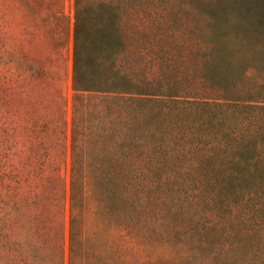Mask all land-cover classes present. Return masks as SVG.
<instances>
[{"label":"trees","instance_id":"trees-1","mask_svg":"<svg viewBox=\"0 0 264 264\" xmlns=\"http://www.w3.org/2000/svg\"><path fill=\"white\" fill-rule=\"evenodd\" d=\"M66 1L0 0V264H264V57L195 0H74L69 131Z\"/></svg>","mask_w":264,"mask_h":264},{"label":"rangeland","instance_id":"rangeland-1","mask_svg":"<svg viewBox=\"0 0 264 264\" xmlns=\"http://www.w3.org/2000/svg\"><path fill=\"white\" fill-rule=\"evenodd\" d=\"M208 8H215L221 15L225 16L224 22L218 27V34L221 41L229 46H237L241 48L253 49L257 52L258 58L264 57V0H195ZM74 0H67L64 5V11L70 22L69 29V52L67 55L68 75L62 84V91L68 102V123L70 131L71 123V104L73 98V61H72V46H73V21H74ZM228 4L235 7L228 8ZM185 10L190 12L189 7ZM26 19L21 14L19 23L13 29L15 39L19 46L28 50L27 32L24 31ZM70 141H68L69 144ZM68 161L70 159V150L67 153ZM64 174L67 179L70 175L69 163L64 169ZM118 242V241H116ZM118 244L123 250L124 258L128 261L127 264H143L145 259L144 245L141 244L138 237H132L125 234L124 239H121ZM68 250V247L66 246ZM151 255L158 256L160 262L158 264H192L193 260H188L185 263H179V256L176 249L159 248ZM184 260V259H183Z\"/></svg>","mask_w":264,"mask_h":264}]
</instances>
